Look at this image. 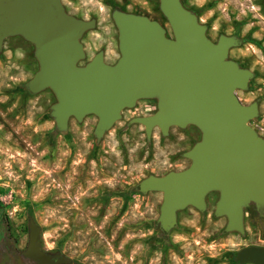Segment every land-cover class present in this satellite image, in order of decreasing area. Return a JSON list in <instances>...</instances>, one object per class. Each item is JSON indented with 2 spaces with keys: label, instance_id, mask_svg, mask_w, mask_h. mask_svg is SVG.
<instances>
[{
  "label": "rangeland",
  "instance_id": "rangeland-1",
  "mask_svg": "<svg viewBox=\"0 0 264 264\" xmlns=\"http://www.w3.org/2000/svg\"><path fill=\"white\" fill-rule=\"evenodd\" d=\"M207 27V36L235 37L240 45L229 58L253 72L244 105L259 104L250 125L264 133V0H181ZM66 12L95 27L81 39L86 57L104 53L106 64L121 58L116 11L158 21L173 37L160 0H62ZM36 47L22 36L5 40L0 52V260L28 248L30 223L42 233V248L67 264H234L243 248L264 246V230L245 216V233H227L226 217H216L219 192L206 198L205 212L188 207L177 225L162 231L158 219L163 194H143L139 184L186 170L184 154L202 140L194 125L171 127L167 136L132 123L158 110V99H141L122 112L98 138V117L71 118L61 131L52 117L56 94H32L29 82L39 71Z\"/></svg>",
  "mask_w": 264,
  "mask_h": 264
},
{
  "label": "water",
  "instance_id": "water-1",
  "mask_svg": "<svg viewBox=\"0 0 264 264\" xmlns=\"http://www.w3.org/2000/svg\"><path fill=\"white\" fill-rule=\"evenodd\" d=\"M160 3L172 38L158 21L116 11L121 58L109 65L99 53L80 66L86 57L81 39L95 21L69 15L62 0H0V52L14 36L36 47L40 69L28 89L56 94L52 117L61 131L73 117L81 122L95 115V134L102 138L125 109L154 98L157 112L132 120L145 127L148 138L154 128L167 136L171 127H198L202 140L184 154L192 162L189 168L150 176L139 191L163 194L158 223L165 233L176 227L179 211L193 207L205 212L207 196L219 192L216 217L228 219L227 233L244 234L246 210L254 205L264 214V138L250 125L259 116V104L244 105L237 96L248 90L254 74L229 58L239 39L223 35L213 42L181 0ZM24 256L38 264L68 263L65 258L54 261L42 248L41 228L34 221ZM236 261L264 264V246L241 249Z\"/></svg>",
  "mask_w": 264,
  "mask_h": 264
},
{
  "label": "flooded vegetation",
  "instance_id": "flooded-vegetation-1",
  "mask_svg": "<svg viewBox=\"0 0 264 264\" xmlns=\"http://www.w3.org/2000/svg\"><path fill=\"white\" fill-rule=\"evenodd\" d=\"M254 206V205H253ZM256 212H257V216H255V213H248L253 224L258 225L260 228H262L264 230V214L261 215L256 207L254 206ZM252 246H258V245H252ZM48 254L53 258L54 261H59L60 259H63L64 256L60 255V254H51L48 252ZM0 264H38V262H34V261H30L28 260L24 254L20 255V254H15V253H9V255L7 256V259L3 256L2 259L0 260Z\"/></svg>",
  "mask_w": 264,
  "mask_h": 264
},
{
  "label": "trees",
  "instance_id": "trees-1",
  "mask_svg": "<svg viewBox=\"0 0 264 264\" xmlns=\"http://www.w3.org/2000/svg\"><path fill=\"white\" fill-rule=\"evenodd\" d=\"M246 212H247V213H250V214L255 213V216L258 217L257 212H256V210H255V208H254L253 205H252L250 208H248V209L246 210ZM234 264H238V262L235 260V261H234Z\"/></svg>",
  "mask_w": 264,
  "mask_h": 264
},
{
  "label": "built area",
  "instance_id": "built-area-1",
  "mask_svg": "<svg viewBox=\"0 0 264 264\" xmlns=\"http://www.w3.org/2000/svg\"><path fill=\"white\" fill-rule=\"evenodd\" d=\"M257 132H258V131H257ZM258 134H259L261 137L264 138V133H260V132H258Z\"/></svg>",
  "mask_w": 264,
  "mask_h": 264
}]
</instances>
